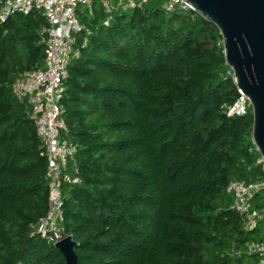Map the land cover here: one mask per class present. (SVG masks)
I'll return each mask as SVG.
<instances>
[{
  "label": "trees",
  "instance_id": "1",
  "mask_svg": "<svg viewBox=\"0 0 264 264\" xmlns=\"http://www.w3.org/2000/svg\"><path fill=\"white\" fill-rule=\"evenodd\" d=\"M165 1L116 10L107 26L99 2L78 9L91 34L77 35L63 104L81 183L63 185V232L78 264H256L231 253L264 220L249 226L227 192L264 179L252 107L227 115L239 92L219 29ZM45 26L39 10L0 21V264H67L37 230L48 161L12 90L44 67Z\"/></svg>",
  "mask_w": 264,
  "mask_h": 264
},
{
  "label": "built area",
  "instance_id": "2",
  "mask_svg": "<svg viewBox=\"0 0 264 264\" xmlns=\"http://www.w3.org/2000/svg\"><path fill=\"white\" fill-rule=\"evenodd\" d=\"M95 2H99L106 12L104 24L107 26L116 10L143 8L148 0H0L2 22L17 13L27 15L33 10H39L46 19V26L41 32L46 44L45 65L18 77L12 90L19 101L29 104V116L34 121L48 161L50 211L40 221L37 230L55 242L64 234L63 185L65 182L81 183L76 159L78 146L69 137L70 129L65 117V80L72 59L79 53L76 49L77 35L91 34L88 26L81 21L78 9L83 6L91 13ZM165 8L170 12L177 8L191 11L183 0H166ZM231 74L234 78L232 71ZM238 92V98L226 110L228 116L246 115L251 107L248 97L240 89ZM259 163L264 169V158L261 156ZM263 191L264 179L253 183L232 181L227 187V192L234 199L232 208L249 226L264 220V206L257 209L253 205L256 195ZM231 255L254 256L256 264H264V240L250 242L243 249L233 250Z\"/></svg>",
  "mask_w": 264,
  "mask_h": 264
},
{
  "label": "water",
  "instance_id": "3",
  "mask_svg": "<svg viewBox=\"0 0 264 264\" xmlns=\"http://www.w3.org/2000/svg\"><path fill=\"white\" fill-rule=\"evenodd\" d=\"M191 11L214 24L223 38L235 85L249 99L252 140L264 158V0H183ZM67 264H78L77 244L63 234L55 242Z\"/></svg>",
  "mask_w": 264,
  "mask_h": 264
},
{
  "label": "rangeland",
  "instance_id": "4",
  "mask_svg": "<svg viewBox=\"0 0 264 264\" xmlns=\"http://www.w3.org/2000/svg\"><path fill=\"white\" fill-rule=\"evenodd\" d=\"M82 9H85L83 6L81 7ZM69 173H71L69 171ZM68 183L65 182L64 185H67ZM264 237V223H260L258 228L254 231L253 233V240L251 242H255L258 238Z\"/></svg>",
  "mask_w": 264,
  "mask_h": 264
}]
</instances>
